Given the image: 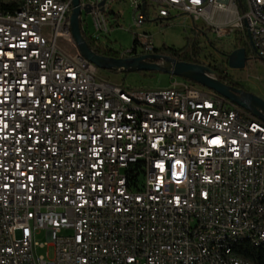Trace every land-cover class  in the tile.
<instances>
[{
    "label": "built area",
    "instance_id": "1",
    "mask_svg": "<svg viewBox=\"0 0 264 264\" xmlns=\"http://www.w3.org/2000/svg\"><path fill=\"white\" fill-rule=\"evenodd\" d=\"M2 1L16 8L0 11V264H251L264 122L202 87L102 78L71 37V0ZM113 1L79 0L95 43L109 46ZM133 2L136 28L147 10L159 25L186 16L218 38L249 35L264 62V0ZM133 39L119 58L154 54L149 33Z\"/></svg>",
    "mask_w": 264,
    "mask_h": 264
},
{
    "label": "rangeland",
    "instance_id": "2",
    "mask_svg": "<svg viewBox=\"0 0 264 264\" xmlns=\"http://www.w3.org/2000/svg\"><path fill=\"white\" fill-rule=\"evenodd\" d=\"M134 0H115L110 4L108 12H112L117 16L116 24L113 26L108 35V44L114 51L127 52L133 47L134 34L149 33L152 36L154 46L156 48L167 47L173 49H181L188 42L198 43L201 54L199 61L203 66H215L222 63L223 56H228L234 51L237 45L235 36H227L218 38L214 34L208 32L202 34L198 31L193 32V28L202 29L201 23H193V21L182 15H172L169 20L153 21L154 18L147 10L148 20L145 21L140 28L133 26V9ZM150 14V15H149ZM112 17V14H109ZM81 30L91 31V18L89 15L82 13L80 18ZM244 69L230 70L226 65V73L232 79L240 84L243 90L264 101V62L257 59L251 50ZM100 76L112 84L123 85L127 88L136 89H165L172 84L187 83L200 87L197 84L183 80L181 78L171 77L166 74L157 72H134V73H113L109 71L99 70ZM36 241L45 243L46 238L44 232L36 236ZM48 253L53 256L52 248H37L38 256H45Z\"/></svg>",
    "mask_w": 264,
    "mask_h": 264
},
{
    "label": "water",
    "instance_id": "3",
    "mask_svg": "<svg viewBox=\"0 0 264 264\" xmlns=\"http://www.w3.org/2000/svg\"><path fill=\"white\" fill-rule=\"evenodd\" d=\"M141 10L145 9V0H140ZM104 5V2L100 4ZM70 32L73 42L80 55L94 65L98 70L113 73L157 72L171 77L181 78L200 87L215 92L231 104L251 113L254 117L264 122V101L241 89H235L221 83L214 72L207 66L178 62L174 59L155 54L141 55L124 58H107L96 55L86 43L80 28L82 13L87 14V9L81 10L79 0H71ZM253 52L254 49L250 42ZM248 58L242 48H237L227 56V68L230 70L244 69Z\"/></svg>",
    "mask_w": 264,
    "mask_h": 264
},
{
    "label": "trees",
    "instance_id": "4",
    "mask_svg": "<svg viewBox=\"0 0 264 264\" xmlns=\"http://www.w3.org/2000/svg\"><path fill=\"white\" fill-rule=\"evenodd\" d=\"M15 8H16L15 2L5 3L2 0H0V11L13 10ZM192 31L193 32L198 31L202 34H207L209 32V30L207 29L204 28L197 29V27H194ZM82 35L88 46L96 55L107 58H119V54L116 51L112 50L110 46L95 43L94 41L89 39L84 32L82 33ZM235 40L237 41V45L234 46V49L237 48L244 49L246 52V57L248 58L251 53V48L248 41L238 38ZM132 44H133L132 51L134 52L137 46L135 39H133ZM153 53L155 55L168 57L182 63L203 65L199 61L201 50H200V46H198V43L196 42L193 43L188 42L187 45H185V47L177 50L173 48H167L164 46L161 48H155ZM223 57L224 58L222 63L217 64L215 66H208V68H210L214 72L215 77L221 83L226 84L227 86L233 87L235 89L243 90L242 86L237 82H235L232 79V77H230L226 73L227 56L224 55ZM241 255L251 264H264V245L259 248H252L250 246H245L244 250L241 252Z\"/></svg>",
    "mask_w": 264,
    "mask_h": 264
},
{
    "label": "crops",
    "instance_id": "5",
    "mask_svg": "<svg viewBox=\"0 0 264 264\" xmlns=\"http://www.w3.org/2000/svg\"><path fill=\"white\" fill-rule=\"evenodd\" d=\"M156 48V47H155Z\"/></svg>",
    "mask_w": 264,
    "mask_h": 264
}]
</instances>
